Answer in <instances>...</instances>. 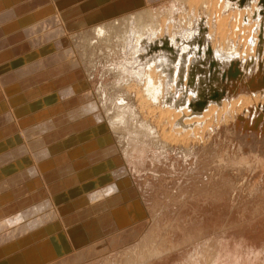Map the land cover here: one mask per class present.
I'll list each match as a JSON object with an SVG mask.
<instances>
[{"label":"rangeland","instance_id":"rangeland-1","mask_svg":"<svg viewBox=\"0 0 264 264\" xmlns=\"http://www.w3.org/2000/svg\"><path fill=\"white\" fill-rule=\"evenodd\" d=\"M256 5L264 25V0ZM143 10L168 13L173 34L138 40ZM188 10L177 0H0V264H264V102L209 118L205 132L185 133L184 113L173 115L264 89L249 88L263 48L245 55L230 21L225 41L238 49L214 53L215 22L209 37L206 9L192 25ZM127 16L124 38H98L96 26ZM160 58L168 79L147 109L137 92ZM157 107L173 110L175 131Z\"/></svg>","mask_w":264,"mask_h":264},{"label":"bare ground","instance_id":"bare-ground-1","mask_svg":"<svg viewBox=\"0 0 264 264\" xmlns=\"http://www.w3.org/2000/svg\"><path fill=\"white\" fill-rule=\"evenodd\" d=\"M177 1H178L180 6L187 5L188 8H189L188 14H182L183 17L181 16L184 19V21H186V24L192 25V22L195 19L198 18L199 14H197V11H198L197 9L199 7H202L204 9H206V15H207V19H208L207 21H208V26H209V29H206V31L208 30V33L207 32L206 33H207V35L209 37L212 36V34H213V23L215 22V25H216V29L215 30L217 32L216 38H220L219 39L220 41L217 40L218 42H220L218 49L217 48L215 49V47H216L215 45L217 44L216 41L215 40L214 41H212V40L210 41L211 44L213 42V45H211V46H212V49H213L212 51H214V53L218 54L217 51L221 50L222 53L224 52V54H226V55H228V54L231 55L233 52H236V50L238 49L237 48L238 47L237 43L239 42V43H241L240 44L242 46L241 49H243V53L245 55L247 54V55H250V56L252 55L253 56L254 51H258L259 57H260L262 55L261 51L259 52V50L261 48H263V55H264V25H260V22L255 20V16L257 14V13H255V10L257 9V5L256 4L259 2V0H253V2L251 3L250 8H241L240 7L243 3H245V0H238V1H236V0H177ZM232 2H234L233 5L231 4ZM237 2H238V4H237ZM227 5H228V9L227 10L229 12L228 13H224V8L227 7ZM257 11H258V9H257ZM170 12L174 13V7H173V9H170ZM167 14H165V15L167 16ZM259 15H263L262 11L259 12ZM135 17H136V25H135V27H136V33H137V39L138 40H139V38L140 39L141 38H152V40H153V38L155 39V37H158L160 34H162L165 29L168 31V36H170L169 34H171V35L173 34L172 33V25L170 23H167V20L165 19L164 16H163L164 18L161 17V15L155 16L150 11L143 10V11H140L138 14H136ZM181 17H179V18H181ZM130 18H131V16H127L124 19H122L121 21H119V20H118V22L115 21V22H117V24L111 23V25L96 26L97 27L96 28V34H97L98 38L100 37V38L108 40V41H111L114 38H124L125 34L129 32L128 23L130 22ZM262 20H264V19H262ZM230 21L232 22L230 26L233 29V30L231 29V31L234 33L233 35L235 37H237V36L239 37L238 41L234 40L235 39L234 37H231V38H234L233 41H236L237 43L236 42L230 43L231 39L229 41L228 40L225 41V38H227L229 36V35L227 36V32L229 31V28H227L226 26H227L228 23H230ZM184 24H182L183 27H185V25H186V24L185 25ZM166 30L164 32H166ZM259 37L261 38L260 40L258 39ZM171 38H172V36H171ZM149 40H151V39H149ZM141 47H142V45H141ZM245 55H243V58H242L243 61L244 60L245 61L249 60L252 57L251 56L249 59H247L246 57H244ZM182 56H183V54H182ZM163 60L164 59H162V58H160L158 60L160 65L162 64L163 67L165 66L164 68L162 67L161 70L159 69V67H158V70H157L156 69L157 68L156 65H154V66L153 65H149L148 66V64H147V68L146 69L144 68L145 69L144 73L142 72L144 74V76H143L144 77V81H143L144 82V84H143L144 87L143 88L141 87V90L139 89L140 91H138L139 93L137 92V97L139 96L138 98L140 99V102L142 103V106L146 107L147 109L148 108L151 109L150 106H151L153 100H155V99L158 100L159 99V98L157 99V97H159L160 94L163 93L162 92L163 83H165L166 80L168 79L163 74L164 73L163 72L164 69L165 70H166V68L168 69V66H167L168 62L166 63ZM191 61H192V58H188V62L191 63ZM255 69H256V67H255ZM238 73L239 72L236 71L235 74L233 75V77H236ZM222 75H223V79L222 80L224 81L225 71L222 72ZM214 79H216V78H214ZM163 80H164V82H163ZM232 86H234V84H232ZM263 87H264V68L262 67V69L259 70L257 72V74L254 76L253 82L251 83L249 88L251 90H258V89H261ZM216 95H217V93L214 92L209 98H213ZM263 100H264V89H261V91H258V92H255V93H250L248 91L246 93H239L236 96H230L228 98L225 97L222 101H220V104H215V103L209 102V103L206 104L205 109L203 111L201 110L202 111L201 113L190 114L189 111H187V109L186 110L182 109L183 110L182 112L181 111L180 112L176 111L175 112L176 114L173 113V115H174V117H176V116L180 117V115L184 113V115H183L184 118H183L182 121L185 123V125H182V123H181V126L185 127V129H186V127H188V128L193 129L196 132H198L199 130H201L203 132L204 129L202 130L201 127L203 126V124H205L204 127H203V128H205L206 125L209 124L210 119H212V118L214 119L215 118V120L218 121V122H220L222 120H224V121L228 120L236 112L244 111V113H246L247 110H248V106H253L254 108H256L258 103L264 102ZM157 108H159V107H157ZM144 110H145V108H144ZM147 111L148 110H146V112ZM172 111L173 110H171L170 108H165V109H163V108L160 109L159 108V114H158L159 120L161 121V120L165 119L166 122L169 125V127L167 126V128H170V130L171 129L174 130L175 126L178 124L177 121H176L177 120L176 118L170 117V114H171L170 112H172ZM148 113H151V111L148 112ZM193 113H195V112H193ZM261 117L262 116L259 115V120H261ZM173 119H175V120H173ZM163 125H164V123H163ZM162 129H164V127ZM179 130L182 132V128H180V129L177 128V131H179ZM186 130H188V129H186ZM186 130H185V133H189L191 131L190 129H189L190 131L189 130L186 131ZM205 131L206 130H204V132ZM168 132H170V131H167L166 132L167 134L164 135L166 140L167 139L168 140L175 139L177 132L176 133H174V132L168 133ZM190 133H192V132H190ZM198 134H200V133H198ZM178 135H181V134L178 133ZM206 136H207V133H206ZM177 137H179V136H177ZM187 137H189V136H187ZM201 137H202V135H201ZM183 139H184V137L182 138V140ZM171 142H173V141H171ZM214 264H215V261H214ZM216 264H219V263H216Z\"/></svg>","mask_w":264,"mask_h":264}]
</instances>
